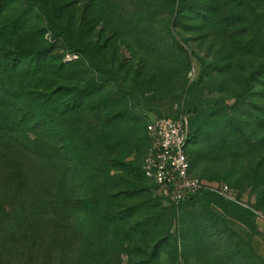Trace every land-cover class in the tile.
I'll list each match as a JSON object with an SVG mask.
<instances>
[{
	"label": "rangeland",
	"instance_id": "obj_1",
	"mask_svg": "<svg viewBox=\"0 0 264 264\" xmlns=\"http://www.w3.org/2000/svg\"><path fill=\"white\" fill-rule=\"evenodd\" d=\"M10 1L0 22L17 17L22 10L19 1ZM23 1L33 8L11 42L14 50L43 52L47 65L55 66L71 58H82L70 46L86 43L101 69L104 66L108 71L122 69L117 76L111 73L104 76L105 96L121 89L136 115L147 122L161 116H188L194 132L201 130L190 146L194 173L213 185H228L231 197H220L232 213L249 210L253 216L248 217L260 233L228 215L217 202L209 203L203 197H196L189 206L187 203L174 208L148 183L152 195L162 199L160 208L168 213L172 207L175 210L172 234L206 233L203 249L211 264H239L238 255L243 254L250 258L249 264L263 261L264 123L257 122L258 111L253 104L258 98L259 105L264 107V88L248 91L246 81L263 61L264 29L252 24L253 11L247 8L244 28L248 36L237 46L228 38L211 36L199 21L186 19L170 23L169 27L171 13L177 7L174 0H79L73 8L57 13L56 23L61 25L58 30L64 33L58 37L38 13L47 2ZM256 32L258 39L253 38ZM241 47L245 54L237 53ZM234 54L238 55L236 59ZM85 64L88 67V62ZM208 66L211 73L204 76ZM86 67L72 70L73 74L85 79ZM92 71L95 77L100 76L96 69ZM242 93L243 100H238ZM223 104L235 107L232 113L241 123L239 126L231 123V131L227 133L210 118ZM206 128V134H212L209 138L202 133ZM35 139L18 134L8 137L0 132V219L5 222L0 233H11L15 227L17 233L22 223L29 227L39 225L40 233H48L55 222L61 219L63 222L67 217L57 202L55 175L41 150L33 145ZM63 155L62 151L60 156ZM58 164L61 167L60 161ZM9 247L6 239L0 243V264H28L25 258L16 261L18 254ZM163 252L160 264L194 263L193 255L189 261L177 259L173 243L167 244ZM41 262L38 259L35 264Z\"/></svg>",
	"mask_w": 264,
	"mask_h": 264
},
{
	"label": "trees",
	"instance_id": "obj_2",
	"mask_svg": "<svg viewBox=\"0 0 264 264\" xmlns=\"http://www.w3.org/2000/svg\"><path fill=\"white\" fill-rule=\"evenodd\" d=\"M17 1L22 5L18 16L0 22V132L3 136L18 134L25 139L35 136L33 145L41 150L55 175L57 202L67 217L63 222L62 219L55 222L48 233H40L41 226L29 227L27 223H22L17 233L16 227L11 233H0L1 245L6 239V247L9 245V250L18 254L16 261L25 258L28 264H35L38 259L41 264H160L166 245L173 243L177 259L189 261L193 255V264H211L203 249L206 233L172 234L174 208L187 203L189 206L196 197H203L209 203L217 202L228 215L260 234L248 217L253 216L249 210L242 208L241 214L232 213L223 198L209 191L179 206L172 205L170 213L163 211L162 199L154 197L148 185L157 187L143 171L152 147L147 120L136 115L121 89L104 94V76L110 73L117 76L122 69L108 71L105 66L101 69L86 43L70 46L74 52H80L82 58L55 66L47 65L43 52L14 50L11 42L26 24L27 13L33 8L28 2ZM174 1L177 7L171 13L169 27L170 23L186 19L199 21L211 36L228 38L239 46L248 36L244 28L248 8L254 14L252 24L264 29V0ZM45 2L47 6L44 5V10L38 9V13L56 31L55 37L63 36L62 30H58L61 25L56 23L57 13L73 8L79 0H45L43 4ZM10 3V0H0V18L8 11ZM257 35L254 33L253 38L258 39ZM244 51L241 47L237 53L245 54ZM237 56L234 54L235 59ZM82 66L86 67L87 77L80 80L72 70ZM230 66L231 63L228 68ZM92 69L100 74L98 78ZM210 73L208 66L204 76ZM259 86L264 88V56L246 81L248 91ZM243 94L238 100H243ZM259 104L257 98L253 104L258 111L256 120L263 125L264 107ZM233 110L235 107L231 109L223 104L222 109L218 108L210 116L224 133L231 131V123L241 124ZM189 122L187 154L192 174L200 178L193 171L190 146L201 130L194 132L190 118ZM207 131L206 128L202 133ZM210 135L209 132L204 138ZM62 151L64 155L60 156ZM0 228H5L2 219ZM238 256L239 264H249L250 258L245 254Z\"/></svg>",
	"mask_w": 264,
	"mask_h": 264
},
{
	"label": "built area",
	"instance_id": "obj_3",
	"mask_svg": "<svg viewBox=\"0 0 264 264\" xmlns=\"http://www.w3.org/2000/svg\"><path fill=\"white\" fill-rule=\"evenodd\" d=\"M147 132L152 139V147L143 171L171 205L179 206L204 191L231 197L228 185H213L192 174L187 154L189 117L156 118L148 122Z\"/></svg>",
	"mask_w": 264,
	"mask_h": 264
}]
</instances>
